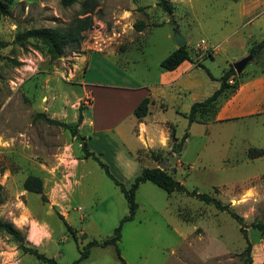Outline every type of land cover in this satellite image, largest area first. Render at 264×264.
I'll list each match as a JSON object with an SVG mask.
<instances>
[{"label": "rangeland", "instance_id": "374dc122", "mask_svg": "<svg viewBox=\"0 0 264 264\" xmlns=\"http://www.w3.org/2000/svg\"><path fill=\"white\" fill-rule=\"evenodd\" d=\"M0 1L7 10L0 12V40L6 43L0 48V219L57 264H72L89 241L111 236L128 214V202L99 162L84 157L79 136H86L127 187L144 167L163 163L188 191L229 204L244 218L253 263L264 264V233L251 227L264 222V155L249 156L250 148H264V49L250 54L264 37V0H169L171 14L157 0H78L70 6L61 0ZM87 2L95 5L94 27L61 56L53 57L39 39H18L33 28H68L84 16ZM140 20L146 23L142 30L135 26ZM176 30L191 60L177 81L162 86L161 62L178 48ZM230 67V82L239 87L200 107L201 119L189 125L193 103L218 89ZM117 86H138L156 97L146 117L157 127L149 133L142 125L140 133L150 136L151 148L140 149L135 116ZM249 86L257 91L250 103ZM93 98L97 108L86 109ZM80 106L88 121L96 111L104 118L115 113L116 126L92 133L87 122L74 135L38 116L74 125ZM224 111L230 116L220 117ZM30 174L43 180L47 200L24 189ZM136 201V216L123 224L118 246H92L79 264H121L120 257L128 264H243L247 240L228 212L149 180L140 183ZM0 264L47 263L1 231Z\"/></svg>", "mask_w": 264, "mask_h": 264}, {"label": "trees", "instance_id": "16d2710c", "mask_svg": "<svg viewBox=\"0 0 264 264\" xmlns=\"http://www.w3.org/2000/svg\"><path fill=\"white\" fill-rule=\"evenodd\" d=\"M78 0H61V3L65 6H70L77 2ZM157 4L161 6L165 11L169 14L172 13V6L169 3V0H157ZM6 4L0 1V12H7ZM95 5L92 3H84L83 15L82 17H77L66 29H58V28H49V27H41V28H33L23 32L22 34L18 35V39L25 40L28 38H35L43 41L48 47L49 53L53 57H59L63 54L64 49L72 42L80 41L84 38L85 32L89 29L94 27V21L91 15V12L94 11ZM90 13V14H88ZM136 28L142 30L146 23L143 20L137 21L135 23ZM6 43L0 40V48L5 46ZM264 49V37L254 42L250 48V54L255 56L259 54ZM190 52L188 49L187 44L185 43L181 47L176 48L173 50L167 57H165L161 62V67L164 70H175L180 65H182L185 61H190ZM201 65V63L199 64ZM235 69L230 67L226 70L223 75L220 77V86L216 89L210 96H208L203 101H196L191 106L190 111L187 113V118L189 125L193 122L199 121L201 118L199 117V108L200 107H210L217 102L219 97L227 90L234 91L239 87V81L235 80L233 83L230 82V78L234 76ZM151 103V99L149 97H144L141 102L136 106L134 109V114L139 118L142 119L149 113V105ZM84 107H79V115L77 121L74 125L60 121L58 119H53L47 117L44 113L39 114L38 116H42L46 122L50 124H54L57 126H61L65 129L70 130V132L74 135L78 134V127L80 126L81 122L83 121V112ZM171 137L173 140L177 139L176 129L173 128L171 131ZM82 142V150L84 152V157L95 158L100 166L105 169L106 173L115 180L117 185L120 187L122 193L124 194L127 202H128V214H126L119 226H117L113 232V234L103 241L98 240H91L86 245L83 246L82 250H80V256L77 260H75L72 264H79V262L89 256L90 247L92 246H106L109 244L118 246V242L122 237V227L126 221L133 220L136 216L138 203L136 201V191L139 188L141 182L144 181H152L153 183L159 185L163 189H165L168 193H171L175 190L186 192L206 203L214 204L218 209L222 211L228 212L240 225V230L244 234L247 240V246L244 251L241 253V256L244 258L243 264H254L253 259L251 257V250H252V243L248 239L246 226L244 222V218L236 213L233 209H231L229 204H224L220 199L207 194V193H200L196 189L193 191H188L185 185L177 180L173 175L168 173L166 169H161L159 166L155 167H144L140 174L137 175L130 186H125L122 182L118 181L113 174L110 172L109 167L106 163H104L99 156H97L92 150H90L88 143L85 140V137L79 136ZM177 150V147L176 149ZM264 155V148H250L249 149V156L251 158H256L259 156ZM23 187L25 190L33 193H39L42 195L43 200H47L46 195L43 192V180L37 176L30 174L28 175L25 180L23 181ZM68 228H71L70 225L65 222ZM251 227L257 228L262 233H264V222L263 223H253ZM4 231L10 234L17 242L19 248L24 253H29L34 255L39 261L45 262L47 264H57L55 258H50L46 256L44 253L40 252L37 248L29 246L25 241V235L21 232L19 228H17L13 223L4 221L0 219V232ZM118 253L120 251L118 250ZM120 262L122 264H128L124 258L120 257Z\"/></svg>", "mask_w": 264, "mask_h": 264}, {"label": "crops", "instance_id": "0c3cea01", "mask_svg": "<svg viewBox=\"0 0 264 264\" xmlns=\"http://www.w3.org/2000/svg\"><path fill=\"white\" fill-rule=\"evenodd\" d=\"M182 65H180L178 68H176L175 70H165L161 73V79H160V85L162 86H170L172 83H174L175 81H177L181 75L184 73L185 69L182 67ZM181 67V68H180ZM101 86V85H99ZM107 87V86H106ZM252 91L254 90L253 87L249 86V88ZM118 94L122 95L123 97L126 98V101L124 102L127 106H128V110L130 113L133 112L134 114V109L136 108V106L141 102V100L144 97H149L151 99V103L149 105V114H151V105L153 103V98H156L149 90L145 89L144 91L143 88L138 87V86H117L116 88ZM107 92V91H106ZM257 92V91H256ZM255 91L252 93V96H249V99L246 102H249L252 100L251 98L254 97ZM87 94V93H86ZM97 99L93 98L92 102L90 104H88V108L86 109H92V108H97ZM241 107V106H240ZM163 109V108H162ZM84 111V110H83ZM83 114V121L81 122L80 126H79V133L81 134L80 130L87 125V122L90 126H92V133H99L102 132L104 130H109V129H113V127L116 126V114L114 113H108V115L104 117H99V114L97 113V111L95 112V116L94 118L90 117V120L88 121L87 119V115L85 114V112H82ZM146 115V116H147ZM135 126L133 128L135 137L137 138L141 148H151L153 146V141H151L150 136H141L140 133L142 130H144V128L141 127L142 125L145 126V129L147 132L151 133V131L156 129V120L155 119H151L148 117H143L142 119H139L135 114ZM226 116H230V114H227L225 111L223 113H221L220 117H226ZM118 122V121H117ZM136 129V130H135ZM86 137V136H84ZM86 142L88 143L87 139L85 138ZM90 148V147H89ZM91 150V149H90ZM35 243H39V241H35ZM122 264V263H121Z\"/></svg>", "mask_w": 264, "mask_h": 264}, {"label": "water", "instance_id": "95a60500", "mask_svg": "<svg viewBox=\"0 0 264 264\" xmlns=\"http://www.w3.org/2000/svg\"><path fill=\"white\" fill-rule=\"evenodd\" d=\"M174 39L178 45V47H181L182 45H184L186 43V39L184 38V36L178 31L176 30L174 32ZM245 62H239L235 65V69H241L244 66ZM161 169H165L166 166L163 165V163L160 164L159 166Z\"/></svg>", "mask_w": 264, "mask_h": 264}]
</instances>
